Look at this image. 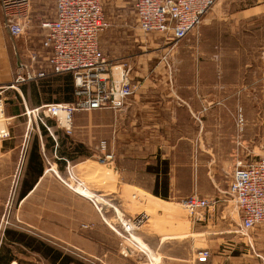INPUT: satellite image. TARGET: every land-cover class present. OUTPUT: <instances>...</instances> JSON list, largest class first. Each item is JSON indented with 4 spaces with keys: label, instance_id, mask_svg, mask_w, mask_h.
<instances>
[{
    "label": "rangeland",
    "instance_id": "374dc122",
    "mask_svg": "<svg viewBox=\"0 0 264 264\" xmlns=\"http://www.w3.org/2000/svg\"><path fill=\"white\" fill-rule=\"evenodd\" d=\"M55 1L30 0L25 40L35 41L31 45H37L44 38L41 27L52 20ZM104 8L110 27L101 38V46L112 67L119 66L127 58L130 62L134 52L145 60L144 65L138 67L150 76L153 89L166 90L167 85L170 88V81L159 80L176 77L180 90L188 98H193L190 95L196 85L195 76L207 75L203 83L209 85L211 73L218 72L222 75L220 90L233 83L231 76L235 78V94L220 95L217 100L213 98V102H217V112L205 114L204 120L208 118L212 122L202 131L196 119L192 123L188 116L182 115V127L195 140V145L185 147L188 160L180 170L181 175L176 177V191L168 193L169 199L165 200L168 203L142 192L129 191L126 212L117 200L104 201L97 192L116 190L117 179L111 171L113 163H101L97 149L101 139L111 136L112 129L108 125L113 124L115 114L110 110L76 112L71 135L64 134L61 129L53 131L57 137H65L74 144L75 165L82 164L69 174L62 171L58 177L47 176L42 192L31 199V205L37 202V211L44 213V217L34 216V207L19 208L21 192H0L1 263H147L150 260L147 245L152 247L154 241L151 236L147 238L142 234L150 229V232L154 230L158 234H166V230H170L172 235L189 236L194 216L184 202L198 195L213 199L214 206L212 203L210 212L205 211L204 234L202 243H197L195 258L204 251L209 254L205 264H263L264 261L261 262L255 253L264 250V226L245 234L235 202L227 191L239 162L264 156V0H219L197 30L177 44L171 38L146 36L140 32L132 0H105ZM256 8L259 12L249 15L248 12ZM136 40L146 41L147 46L142 50L138 47L132 50ZM132 68V72L136 70L135 63ZM54 81L57 85H53L52 92L56 93V102H66L69 93L65 75L57 76ZM100 124H106V127L100 129ZM54 126L57 127L56 124ZM41 132L43 136L49 135L42 129ZM35 135L39 134L32 131L31 136ZM2 179L0 177V186ZM26 179L32 181L35 178L27 176L23 182ZM145 184L150 186L153 182L147 180ZM60 185L65 188L60 189ZM151 199L158 205L151 203ZM51 213H57L60 224L64 223L56 230L50 222ZM143 213L149 218H145ZM66 215L69 216V231L73 223L71 239H67L70 234L66 233ZM120 219L141 225L140 229L126 233ZM59 228L63 229V234L58 235L62 239L54 238ZM186 246L189 248L188 244ZM136 254L138 257L134 256Z\"/></svg>",
    "mask_w": 264,
    "mask_h": 264
},
{
    "label": "crops",
    "instance_id": "0c3cea01",
    "mask_svg": "<svg viewBox=\"0 0 264 264\" xmlns=\"http://www.w3.org/2000/svg\"><path fill=\"white\" fill-rule=\"evenodd\" d=\"M55 4L52 19L54 18ZM258 12L259 10L256 8L248 13L253 15ZM135 21L137 25L136 17ZM137 28L140 30L138 26ZM41 29L46 35V30L42 27ZM140 32L142 31L140 30ZM25 37L15 40L9 35L5 29L0 11V177L3 178L0 192H21L23 195L19 201V208L34 207L36 210L34 216L44 217V213L37 211L39 209L37 202L34 203V206L31 205V199L42 192L43 182L47 176L55 175L58 177L63 174L62 171L69 174L70 171H74L82 163L75 165L77 157L74 153V144L65 137L59 138L55 135V129L61 128L54 126V124L57 125L54 119H45V124H42L33 115L28 117L26 114V110L31 111L49 104L63 103L56 102V93L52 92L53 85H57L54 78L58 75L49 70H47L46 77L42 79L23 85H15L19 64H29V57L32 52L39 54L38 63L35 64L38 71H41V67L47 69L46 64L50 55L42 47L45 36L34 46L31 44L35 41L29 38L27 42ZM136 41V44L131 46L132 50L138 48L142 50L147 46L144 40H141L142 42ZM152 42L150 41V43ZM131 54L135 56V60L134 56L130 58V62L128 58L124 59L119 66L115 67L113 69L115 78L119 77L118 70L130 65L132 79L143 83V87L138 94L128 101L122 112L115 115L113 124H107L112 129L110 130L112 134L109 139L101 140H106L109 143V151L114 155L111 171L112 176L117 179L116 190L109 192L106 189L102 192L97 190L99 196L103 198L102 200H117L119 206L125 212L126 205H129L127 196L129 189L134 190L131 191L133 193L142 192L150 198L151 196L158 198L152 194L155 191H163V187H166L165 190L168 193L176 191V177L181 175L180 170L184 169L188 160L185 147L195 145V140L191 139L182 127V115L188 116L192 123H195L196 119L202 131L206 125L212 122L208 118L204 120L205 114L210 112L213 115V112H217L215 107L217 102H213V98L217 100L220 95L232 96L235 94V78L231 76L230 81L233 83L228 85L225 90H220L219 82L222 80V75H219L218 72L211 73L209 85L203 83L207 80V78H204L207 75H194L196 85L190 95L193 98H188L180 90L177 84L178 78L176 77L159 80H165L166 83L170 81L172 84L170 88L167 85L166 90L153 89L151 88L150 76L138 67V65H144L145 60L139 57L138 54H134V52ZM133 63L136 65V70L132 72ZM227 80H229V77H227ZM209 98L210 101H208ZM194 99L195 102H192ZM99 127L103 129L106 124H100ZM41 129L44 132L47 131L49 135L43 136ZM6 131L9 133L8 137H2V133ZM32 131L37 132L39 135L31 136ZM61 131L66 134L63 129ZM114 165L115 167H113ZM27 176L35 179L32 181L26 179L23 182L22 179ZM7 179L11 180L8 182ZM147 180H151L153 184L150 186L144 185ZM58 187L60 189L65 188L61 185ZM150 201L158 205L154 200L151 199ZM164 202L167 201L164 200ZM72 215L73 211L71 212V218ZM50 217H52L51 224L56 227L53 230L64 224H60L57 213H51ZM55 218L57 220H54ZM68 218L69 216L66 215V233L70 234L67 239H71L73 223L70 222L69 231ZM205 218L206 214L204 219L200 221L192 217V233L186 238L172 235L170 230H166V234H158L154 230L150 232L149 229L148 233L145 232L142 235L147 238L151 236L154 241L152 247L149 244L147 245L150 260L147 263L140 262L138 264H202L197 261L195 255L197 243H202L204 234L202 223L205 222ZM207 219L209 220L210 216ZM34 228L38 230L37 226ZM62 230V228H59L54 238L62 239L58 236L63 234ZM134 256L138 257L137 254ZM255 256L261 259V262L264 261V250H258ZM105 257L107 258V255Z\"/></svg>",
    "mask_w": 264,
    "mask_h": 264
},
{
    "label": "built area",
    "instance_id": "2783aa9c",
    "mask_svg": "<svg viewBox=\"0 0 264 264\" xmlns=\"http://www.w3.org/2000/svg\"><path fill=\"white\" fill-rule=\"evenodd\" d=\"M137 26L145 35L173 39L176 44L195 32L208 12L219 0H132ZM31 10L30 0H0L4 26L15 39L26 36ZM110 22L104 0H56L54 18L42 24L46 35L42 47L50 53L46 70L35 68L39 54L32 52L30 63H21L15 85L27 84L46 77L47 70L55 75L71 74L74 78L76 101L49 104L28 111L40 123L54 119L67 135L73 133L74 114L79 111L110 110L120 114L128 101L138 94L141 83L132 79L130 65L113 69L101 48V37ZM165 59V58H164ZM14 87V86H13ZM50 130V129H48ZM4 137L9 133L3 132ZM104 165L114 162L109 143L101 140L97 147ZM227 194L235 202L245 234L264 226V156L239 162L234 169ZM214 200L193 195L184 202L193 218L204 219ZM124 218V216H122ZM120 219L126 233V223ZM125 223V224H123ZM141 226V225H139ZM133 238V237H132ZM122 255L127 256L123 253ZM209 254L201 251L197 261L205 264Z\"/></svg>",
    "mask_w": 264,
    "mask_h": 264
},
{
    "label": "trees",
    "instance_id": "16d2710c",
    "mask_svg": "<svg viewBox=\"0 0 264 264\" xmlns=\"http://www.w3.org/2000/svg\"><path fill=\"white\" fill-rule=\"evenodd\" d=\"M58 76H62V75H58ZM64 76V75H63ZM65 77H66V81H67V91H68V97L66 98V102H75L76 101V97L74 95V91H75V86H74V78L71 74H65ZM83 154H80V156H82ZM166 187H163V191L161 192H158V191H155L153 193L154 196L158 197V198H161L163 200H168L169 199V194L168 192L165 190ZM16 242H20L19 241H16ZM11 259H9L8 262H10ZM0 264L1 263V260H0Z\"/></svg>",
    "mask_w": 264,
    "mask_h": 264
},
{
    "label": "bare ground",
    "instance_id": "6f19581e",
    "mask_svg": "<svg viewBox=\"0 0 264 264\" xmlns=\"http://www.w3.org/2000/svg\"><path fill=\"white\" fill-rule=\"evenodd\" d=\"M118 71H120V70H118ZM128 191V190H127ZM129 191L131 192V191H134V190H132V189H129ZM137 205V204H136ZM147 213V212H146ZM148 214V213H147ZM143 215H144V213H143ZM144 217L145 218H149L148 216L146 217L145 215H144ZM123 222H124V220H122ZM123 224H125V223H123ZM126 225V227H128V230L130 231V233H134V232H137L139 229H140V227H139V225L138 224H135V223H126L125 224Z\"/></svg>",
    "mask_w": 264,
    "mask_h": 264
}]
</instances>
